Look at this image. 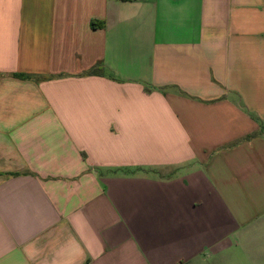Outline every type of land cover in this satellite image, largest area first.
<instances>
[{
	"label": "crops",
	"instance_id": "1",
	"mask_svg": "<svg viewBox=\"0 0 264 264\" xmlns=\"http://www.w3.org/2000/svg\"><path fill=\"white\" fill-rule=\"evenodd\" d=\"M0 264H264V0H0Z\"/></svg>",
	"mask_w": 264,
	"mask_h": 264
},
{
	"label": "trees",
	"instance_id": "2",
	"mask_svg": "<svg viewBox=\"0 0 264 264\" xmlns=\"http://www.w3.org/2000/svg\"><path fill=\"white\" fill-rule=\"evenodd\" d=\"M94 25V24H93ZM104 71V65L101 64H97L95 67H93L91 70H89L87 72V74L89 75H99ZM17 77H28L29 75L26 74H15ZM44 77V76H43ZM47 78V77H45Z\"/></svg>",
	"mask_w": 264,
	"mask_h": 264
},
{
	"label": "rangeland",
	"instance_id": "3",
	"mask_svg": "<svg viewBox=\"0 0 264 264\" xmlns=\"http://www.w3.org/2000/svg\"><path fill=\"white\" fill-rule=\"evenodd\" d=\"M232 251L238 252V253H244V252H246V250L244 248H237V249H234Z\"/></svg>",
	"mask_w": 264,
	"mask_h": 264
}]
</instances>
